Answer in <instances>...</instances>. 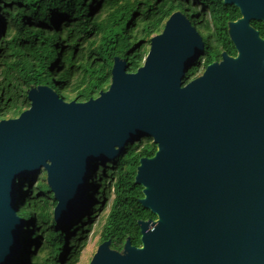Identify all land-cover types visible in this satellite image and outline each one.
Returning a JSON list of instances; mask_svg holds the SVG:
<instances>
[{
    "label": "water",
    "instance_id": "water-1",
    "mask_svg": "<svg viewBox=\"0 0 264 264\" xmlns=\"http://www.w3.org/2000/svg\"><path fill=\"white\" fill-rule=\"evenodd\" d=\"M242 15L229 24L237 56L184 83L204 53L201 34L181 12L151 38L145 64L129 73L116 57L112 83L87 102L52 88L28 91L31 107L0 121V264L21 247L19 180L42 171L58 204L57 224L87 204L94 164L106 165L127 145L150 137L140 159V203L157 220L138 221L141 247L122 252L103 242L89 264H264V0H223Z\"/></svg>",
    "mask_w": 264,
    "mask_h": 264
},
{
    "label": "trees",
    "instance_id": "trees-1",
    "mask_svg": "<svg viewBox=\"0 0 264 264\" xmlns=\"http://www.w3.org/2000/svg\"><path fill=\"white\" fill-rule=\"evenodd\" d=\"M175 12L190 20L205 47L185 84L220 62L223 53L237 56L229 24L242 15L223 0H0V121L28 110V91L38 86L52 88L68 102L98 98L111 86L114 59L125 60L129 73L137 72L147 60L151 38L164 31ZM251 25L264 39V23ZM156 152L150 137L129 144L87 181L88 191H97V198L110 205L100 237L113 250L122 252L128 238L140 247L138 221L157 219L140 203L143 187L135 184L140 159ZM57 204L45 171L19 180L17 208L24 229L12 264H84L85 255L94 253L88 219L80 218L90 202L66 224L52 218Z\"/></svg>",
    "mask_w": 264,
    "mask_h": 264
},
{
    "label": "flooded vegetation",
    "instance_id": "flooded-vegetation-1",
    "mask_svg": "<svg viewBox=\"0 0 264 264\" xmlns=\"http://www.w3.org/2000/svg\"><path fill=\"white\" fill-rule=\"evenodd\" d=\"M108 164V163H107ZM106 164V165H107ZM106 165H101L99 163H96L94 164V169L92 170V172L90 173L89 175V178L87 181H89L90 179H92L93 177H95L97 171L103 169ZM95 185V188L98 187L99 189V185L98 184H95V183H91V185ZM90 188V186H89ZM89 192V191H88ZM97 194V191L95 192L92 191L91 193H87V201L90 202V207L88 209V211L84 212L80 218L82 216H85L87 217L88 219V225L91 227V231H90V235H95L97 234L99 237H98V244L96 246V249L90 259V261L92 260L94 254L96 253L98 247L103 243L101 242V237H100V234H101V231H102V228L104 226V223H105V219H106V216L108 215V212H109V208H110V205L109 203H106L104 199H102V197H98L96 196ZM96 216V219L97 221L96 222H92V219L93 217ZM154 220V219H153ZM157 220V219H156ZM78 222V221H77ZM141 231V230H140ZM105 242V241H104ZM142 246V245H141ZM140 246V247H141ZM111 247V246H110ZM112 249V248H111ZM113 250V249H112ZM89 261V263H90ZM88 263V264H89Z\"/></svg>",
    "mask_w": 264,
    "mask_h": 264
},
{
    "label": "rangeland",
    "instance_id": "rangeland-1",
    "mask_svg": "<svg viewBox=\"0 0 264 264\" xmlns=\"http://www.w3.org/2000/svg\"><path fill=\"white\" fill-rule=\"evenodd\" d=\"M98 235L97 234H95L93 237H92V239H91V242H90V250H91V252L92 251H94V246L95 245H97L98 244ZM96 249V248H95ZM92 253H91V255L89 254V253H87L86 255H85V258H84V264H88V261H89V259H91V257H92Z\"/></svg>",
    "mask_w": 264,
    "mask_h": 264
}]
</instances>
